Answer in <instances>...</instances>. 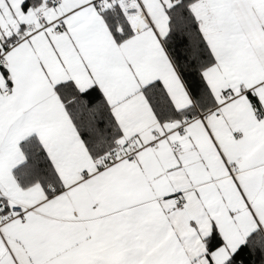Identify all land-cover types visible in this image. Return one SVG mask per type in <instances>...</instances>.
Segmentation results:
<instances>
[{
    "label": "snow or ice",
    "instance_id": "1",
    "mask_svg": "<svg viewBox=\"0 0 264 264\" xmlns=\"http://www.w3.org/2000/svg\"><path fill=\"white\" fill-rule=\"evenodd\" d=\"M0 264H264V0H0Z\"/></svg>",
    "mask_w": 264,
    "mask_h": 264
}]
</instances>
